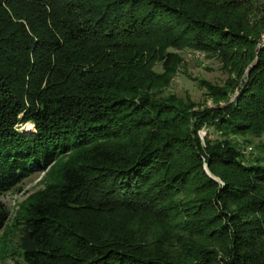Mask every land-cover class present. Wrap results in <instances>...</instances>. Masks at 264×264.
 <instances>
[{
    "label": "trees",
    "instance_id": "trees-1",
    "mask_svg": "<svg viewBox=\"0 0 264 264\" xmlns=\"http://www.w3.org/2000/svg\"><path fill=\"white\" fill-rule=\"evenodd\" d=\"M263 37L261 0H0V233L48 168L23 264H264Z\"/></svg>",
    "mask_w": 264,
    "mask_h": 264
},
{
    "label": "rangeland",
    "instance_id": "rangeland-1",
    "mask_svg": "<svg viewBox=\"0 0 264 264\" xmlns=\"http://www.w3.org/2000/svg\"><path fill=\"white\" fill-rule=\"evenodd\" d=\"M261 1L264 6V0ZM261 42H264V37ZM183 58L185 60L184 64L186 65L187 72L192 77L203 75L202 77L216 82L225 78V75L219 69L220 65L215 61L207 60L203 54L185 52ZM183 90H189L195 99L205 103L208 107H212L211 100L207 99L204 95H201V91L197 89L196 85L190 79L185 78L182 73H179L175 78L170 91L179 95L183 93ZM29 128H31L30 125L26 123L19 125L17 130L19 133L24 134L22 131L30 130ZM28 134L35 135L34 131L33 133L30 132ZM199 136L200 139L203 140L205 132H199ZM249 146L254 148L253 154L264 155V153L259 151L258 148L253 145H247L246 148ZM47 169L48 168L46 167L40 171L34 172L15 189L1 196V201L8 211V220L4 229L0 233V264H23V252L20 243L21 231L20 226L17 224L16 216L19 214L24 202L44 187L43 180L47 173Z\"/></svg>",
    "mask_w": 264,
    "mask_h": 264
},
{
    "label": "bare ground",
    "instance_id": "bare-ground-1",
    "mask_svg": "<svg viewBox=\"0 0 264 264\" xmlns=\"http://www.w3.org/2000/svg\"><path fill=\"white\" fill-rule=\"evenodd\" d=\"M28 124L30 125L31 128H29L30 130H24V131H22L24 134H28L30 132L32 133L34 131L33 125H31L30 123H28Z\"/></svg>",
    "mask_w": 264,
    "mask_h": 264
},
{
    "label": "built area",
    "instance_id": "built-area-1",
    "mask_svg": "<svg viewBox=\"0 0 264 264\" xmlns=\"http://www.w3.org/2000/svg\"><path fill=\"white\" fill-rule=\"evenodd\" d=\"M247 150H248V151H251V147H248Z\"/></svg>",
    "mask_w": 264,
    "mask_h": 264
}]
</instances>
